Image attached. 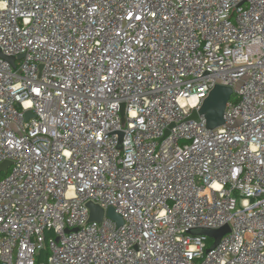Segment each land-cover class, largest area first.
Masks as SVG:
<instances>
[{"label":"built area","instance_id":"1","mask_svg":"<svg viewBox=\"0 0 264 264\" xmlns=\"http://www.w3.org/2000/svg\"><path fill=\"white\" fill-rule=\"evenodd\" d=\"M4 161L0 264H264V0H0Z\"/></svg>","mask_w":264,"mask_h":264},{"label":"water","instance_id":"2","mask_svg":"<svg viewBox=\"0 0 264 264\" xmlns=\"http://www.w3.org/2000/svg\"><path fill=\"white\" fill-rule=\"evenodd\" d=\"M6 60L11 62L12 64H15V58L14 57H8L3 56ZM22 57V55L20 56ZM234 94L233 88L225 85L217 84L215 85L208 96L205 98L202 106L198 111H193L192 115L189 117V119L197 120L199 114H204L207 126L209 128H217L224 124V112L226 109L227 103L230 101L232 95ZM122 123L125 124V105H121L120 110ZM32 116V112H27L26 117L29 118ZM169 131L167 130L166 133ZM11 165V161H4L0 164V175L2 173L7 174L9 167ZM87 206L90 208V221H97L101 222L105 215V210L100 207L98 204H95L93 202H88ZM107 216L114 220L118 226L123 225L124 220L122 216L117 214L115 212V209L113 207H109L107 212ZM76 230V229H75ZM230 232V226L227 224L221 228L218 229H211V228H194L190 230V233L195 235H206L209 237H212L214 239V242L210 249L216 247L222 237Z\"/></svg>","mask_w":264,"mask_h":264},{"label":"trees","instance_id":"3","mask_svg":"<svg viewBox=\"0 0 264 264\" xmlns=\"http://www.w3.org/2000/svg\"><path fill=\"white\" fill-rule=\"evenodd\" d=\"M234 99H235V97L232 98V100H234ZM5 175H6V174L2 173V174L0 175V179L4 178ZM44 255H45V254L42 252V253L38 256V261L42 260V259L44 258Z\"/></svg>","mask_w":264,"mask_h":264}]
</instances>
